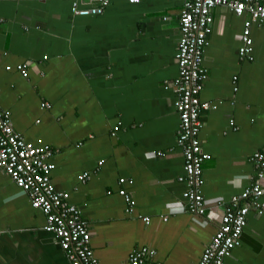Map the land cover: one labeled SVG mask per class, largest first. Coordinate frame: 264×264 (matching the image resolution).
I'll list each match as a JSON object with an SVG mask.
<instances>
[{"label":"crops","instance_id":"0c3cea01","mask_svg":"<svg viewBox=\"0 0 264 264\" xmlns=\"http://www.w3.org/2000/svg\"><path fill=\"white\" fill-rule=\"evenodd\" d=\"M181 8L177 0H110L101 15L79 17L71 0H0V106L16 133L53 149L51 182L80 209L98 264H129L140 249L154 253L143 264H196L224 207L251 185V155L264 150V22L250 30L253 61H241L248 16L215 8L200 93L206 210L187 211L172 84ZM25 62L26 78L15 69ZM84 172L90 179L79 183ZM122 188L135 201L130 214ZM44 224L0 171V264H69ZM224 264H264V217H248Z\"/></svg>","mask_w":264,"mask_h":264},{"label":"built area","instance_id":"2783aa9c","mask_svg":"<svg viewBox=\"0 0 264 264\" xmlns=\"http://www.w3.org/2000/svg\"><path fill=\"white\" fill-rule=\"evenodd\" d=\"M177 1L182 3L179 18L181 35L176 52L178 74L172 84L177 91L174 109L179 118L176 142L183 155V173L178 177V181L185 186L182 198L187 211L202 216L206 210L202 194L203 164L209 159V155L202 151L199 141L202 126L200 114L206 108L199 95L207 78L203 54L209 45L208 37L212 32V11L215 8H224L236 17L248 16L238 36V55L241 61L250 62L253 61V39L250 30L252 25L264 22V0ZM109 3L110 0H87L88 6L85 7L84 0H72L70 10L73 16H98ZM29 66L28 62L19 63L15 69L26 78ZM42 108L48 109L50 105L43 103ZM119 124L113 127L112 137L118 131ZM53 155V149L43 140L29 142L16 133L12 126L11 113L0 106V171L27 195L32 208L43 213V230L55 237L69 264H98L90 246L88 225L82 219L80 209L71 204L68 192L57 191L51 182L50 175L55 168L50 161ZM162 155L157 153V156ZM250 162L256 171L250 178L251 185L239 195L233 196L224 207L220 225L197 264H223V259L239 244L238 237L250 211L264 216V153H254ZM101 164L99 162V165ZM89 179L88 172L77 176L79 183H85ZM125 183L124 178L119 179L120 185ZM128 183L131 184V181ZM118 194L127 204L125 212L132 213L135 201L123 188L119 189ZM153 254V251L148 249L132 250L128 263L143 264L144 260Z\"/></svg>","mask_w":264,"mask_h":264},{"label":"trees","instance_id":"16d2710c","mask_svg":"<svg viewBox=\"0 0 264 264\" xmlns=\"http://www.w3.org/2000/svg\"><path fill=\"white\" fill-rule=\"evenodd\" d=\"M72 1V0H71ZM99 16V15H98ZM239 50V49H238ZM203 56H204V54H203ZM238 57H239V55H238ZM242 61H246V60H242ZM246 62H249V61H246ZM205 84V83H204ZM200 96V95H199ZM205 104V103H204ZM205 110V109H204ZM203 110V111H204ZM202 111V112H203ZM202 112H201V114H200V119H201V116H202ZM199 141H200V139H199ZM200 144H201V142H200ZM180 150H181V148L180 147H178ZM182 152V151H181ZM259 152H261V153H264V150L263 151H259ZM256 153V152H255ZM254 154V153H253ZM252 154V155H253ZM251 155V156H252ZM186 204V203H185ZM229 204V203H228ZM251 214H253V215H255V216H257V217H264V216H259V215H257L255 212H252V211H250V213L247 215V217H246V224L244 225V227L242 228V230H241V233H240V235H239V237H238V242H239V244L237 245V246H235L231 251H230V254L228 255V256H226L224 259H223V264H224V261H225V259L226 258H228L230 255H232V252H233V250H235V249H237V248H239L240 246H241V236H242V234H243V231H244V229L246 228V226H247V219H248V217L251 215ZM193 215V214H192ZM196 216V215H195ZM220 225V224H219ZM219 227V226H218ZM217 227V228H218ZM217 228H216V230H215V232L217 231ZM215 234V233H214ZM213 237V236H212ZM212 239V238H211ZM211 241V240H210ZM210 241L205 245V247H204V249L206 248V246H208V244L210 243ZM204 249H203V251H204ZM203 251H202V253H203ZM202 253H201V255H200V258H201V256H202ZM200 258H199V260H200ZM199 260L197 261V263L199 262ZM196 263V264H197Z\"/></svg>","mask_w":264,"mask_h":264},{"label":"bare ground","instance_id":"6f19581e","mask_svg":"<svg viewBox=\"0 0 264 264\" xmlns=\"http://www.w3.org/2000/svg\"><path fill=\"white\" fill-rule=\"evenodd\" d=\"M213 24V23H212Z\"/></svg>","mask_w":264,"mask_h":264}]
</instances>
